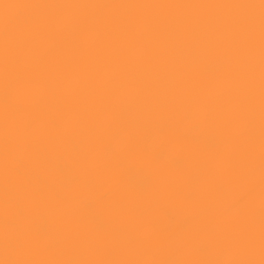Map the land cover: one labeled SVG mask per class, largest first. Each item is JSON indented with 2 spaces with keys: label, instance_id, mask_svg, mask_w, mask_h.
<instances>
[{
  "label": "clouds",
  "instance_id": "1",
  "mask_svg": "<svg viewBox=\"0 0 264 264\" xmlns=\"http://www.w3.org/2000/svg\"><path fill=\"white\" fill-rule=\"evenodd\" d=\"M12 11L0 264H264V0H232L223 47L183 8L142 29L133 61L76 81L63 48L79 29L169 10L0 0Z\"/></svg>",
  "mask_w": 264,
  "mask_h": 264
},
{
  "label": "bare ground",
  "instance_id": "2",
  "mask_svg": "<svg viewBox=\"0 0 264 264\" xmlns=\"http://www.w3.org/2000/svg\"><path fill=\"white\" fill-rule=\"evenodd\" d=\"M13 2L19 3L22 0ZM147 2L153 0H126L128 6L164 8L169 10L170 15L104 18L91 27L77 31L63 48L64 62L70 79L76 81L89 76L94 66L115 68L130 63L135 59L137 50L144 46L142 29L175 20L174 13L179 9H192L191 19L207 28L208 35L218 46H225L229 39L227 28L231 18L227 10L232 6V0H161L159 4ZM0 26L16 29L13 33V39H16L20 31L19 13H7L4 19L0 20ZM59 39L58 36L54 37L56 41Z\"/></svg>",
  "mask_w": 264,
  "mask_h": 264
}]
</instances>
